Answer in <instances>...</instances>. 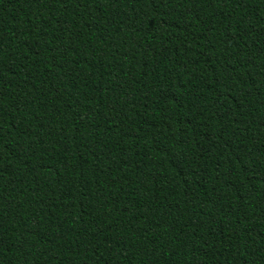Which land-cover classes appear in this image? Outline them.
I'll return each mask as SVG.
<instances>
[{
	"label": "trees",
	"instance_id": "trees-1",
	"mask_svg": "<svg viewBox=\"0 0 264 264\" xmlns=\"http://www.w3.org/2000/svg\"><path fill=\"white\" fill-rule=\"evenodd\" d=\"M0 264H264V0H0Z\"/></svg>",
	"mask_w": 264,
	"mask_h": 264
}]
</instances>
